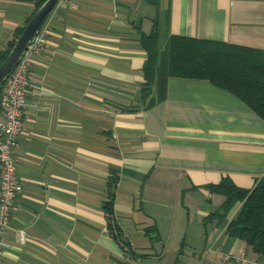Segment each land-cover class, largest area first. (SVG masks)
I'll list each match as a JSON object with an SVG mask.
<instances>
[{"label": "crops", "instance_id": "1", "mask_svg": "<svg viewBox=\"0 0 264 264\" xmlns=\"http://www.w3.org/2000/svg\"><path fill=\"white\" fill-rule=\"evenodd\" d=\"M138 2L59 0L46 16L14 149L22 190L0 264H215L225 253L264 262L225 232L239 204L204 220L223 199L207 183L228 175L251 187L264 173V120L205 79L170 77L165 97L145 105L137 40V25L148 33L155 23L161 40L264 48V0H158L149 3L155 14ZM32 10L31 1L0 0V48ZM112 170L115 218L136 257L107 230Z\"/></svg>", "mask_w": 264, "mask_h": 264}, {"label": "trees", "instance_id": "2", "mask_svg": "<svg viewBox=\"0 0 264 264\" xmlns=\"http://www.w3.org/2000/svg\"><path fill=\"white\" fill-rule=\"evenodd\" d=\"M25 1L33 3V10L24 24L15 26L12 37L0 48V62L34 10L44 0ZM145 1L154 6L158 5V0ZM45 19L46 17L38 28ZM137 29V40L146 52L142 67L144 81L141 84V98L150 97L145 105H151L165 97L166 84L170 77L205 79L240 99L264 120V48L182 34H170L165 40H161L155 23L148 33L141 31L138 25ZM117 179L116 172L112 170L105 185L106 197L102 209L106 215L107 230L125 252L136 257L114 214ZM205 186L210 193H218L223 199L204 220H222L233 206L239 204L228 221L225 232L229 236L243 239L256 254L264 257V173L251 187L237 185L228 175ZM146 230L153 233L155 228ZM153 237H157V234Z\"/></svg>", "mask_w": 264, "mask_h": 264}, {"label": "built area", "instance_id": "3", "mask_svg": "<svg viewBox=\"0 0 264 264\" xmlns=\"http://www.w3.org/2000/svg\"><path fill=\"white\" fill-rule=\"evenodd\" d=\"M44 23L37 28L25 52L8 73L1 89L0 108V251L6 246L4 232L9 227L12 208L22 184L16 176L14 149L22 126V114L27 104L29 66L35 55L39 54L46 41ZM215 264H264L257 258L244 253L221 254Z\"/></svg>", "mask_w": 264, "mask_h": 264}, {"label": "water", "instance_id": "4", "mask_svg": "<svg viewBox=\"0 0 264 264\" xmlns=\"http://www.w3.org/2000/svg\"><path fill=\"white\" fill-rule=\"evenodd\" d=\"M59 0H44L32 13L10 50L0 62V85L25 52L37 28Z\"/></svg>", "mask_w": 264, "mask_h": 264}, {"label": "rangeland", "instance_id": "5", "mask_svg": "<svg viewBox=\"0 0 264 264\" xmlns=\"http://www.w3.org/2000/svg\"><path fill=\"white\" fill-rule=\"evenodd\" d=\"M138 5H139V8L141 9L146 8L148 12H153L155 14L154 6H151L149 3L145 2L144 0H139Z\"/></svg>", "mask_w": 264, "mask_h": 264}]
</instances>
